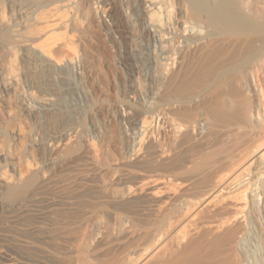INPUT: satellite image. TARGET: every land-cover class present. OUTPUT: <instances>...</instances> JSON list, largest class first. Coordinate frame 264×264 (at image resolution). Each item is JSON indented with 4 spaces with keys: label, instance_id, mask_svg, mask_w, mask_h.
<instances>
[{
    "label": "rangeland",
    "instance_id": "rangeland-1",
    "mask_svg": "<svg viewBox=\"0 0 264 264\" xmlns=\"http://www.w3.org/2000/svg\"><path fill=\"white\" fill-rule=\"evenodd\" d=\"M58 1L0 0V251L18 264H263L264 176L254 177L264 154V0H182L206 33L165 73L157 50L147 53L141 0H104L105 10L74 0L72 11ZM20 4L38 12L19 48L11 17ZM29 90L54 102L33 108ZM161 107L182 130L153 125L129 161V125ZM241 170L257 192L233 186ZM140 173L158 198H121ZM187 198L196 208L182 239L151 250Z\"/></svg>",
    "mask_w": 264,
    "mask_h": 264
},
{
    "label": "bare ground",
    "instance_id": "bare-ground-1",
    "mask_svg": "<svg viewBox=\"0 0 264 264\" xmlns=\"http://www.w3.org/2000/svg\"><path fill=\"white\" fill-rule=\"evenodd\" d=\"M59 1H58V4H54V6L58 5V7H62L63 9H65L67 11H72V6H73L72 4L74 3V0H61L60 3H59ZM93 2H94L93 4H96V6L102 10H103V8L105 10V7L107 6L106 5L107 3H105L104 0H93ZM141 5H142V10L144 12V15L146 16V19H145L146 28L152 36V43L150 45H148L149 49L147 50L148 51L147 53L150 54L151 52H153V51L155 52V50H157L158 62L162 66L163 72L165 73L171 66H173L177 62L180 50L188 44L189 39H191V38L195 39L196 38V40H200L201 38L204 37V35L206 33V29H205L206 27H204V25L200 21L198 22L196 20H193L192 18L188 17V15H186V9H185L186 5L183 3L182 0L181 1L180 0H141ZM15 8H16L15 13L11 17L12 32L14 33L15 37L17 36L19 38L18 44H16V46L18 45L17 47L20 48L22 46L28 45V42H29V41H27V38L25 39L23 37V35L25 34V33H23L24 32L23 29H24V27H26V24L29 22V21L27 22V20L31 17H33V19H35L38 11H36V13H33V11L30 10V8L24 7L21 4ZM34 12H35V10H34ZM29 20L31 21V19H29ZM17 37H16V39H17ZM123 58H124V56L121 55V59H122L121 63L124 62ZM130 75H131L130 77H132V75H133L132 72ZM27 93H28L27 96L29 98L28 103H31L33 108L35 107L38 109L40 106L41 107L46 106V105L52 104L54 102L55 95L51 92L45 93L42 95H34V93H32L29 90ZM134 95H135V91L132 89L126 93L125 97H134ZM149 98H151V97H149ZM76 103H78V102H76ZM121 109H122L121 113H122L123 118L124 119L128 118L130 113H131L128 106L121 108ZM148 115L147 116L149 117V120H147L145 114H143L141 116L140 120H138L136 123L130 124L128 129H127V135L129 137V145L127 148V159L129 161L136 159L140 154H142L144 137L146 135H148L149 130L153 125H154V127H156L159 130L162 129L164 131H168V133L170 135H172V137L177 135L183 128L180 123L175 122L174 119H172L168 115V112L166 111V107L157 108ZM189 126H191V125H189ZM190 128L193 130L194 126H192ZM76 129H77L76 126H72L68 130L64 131V134L62 135V137L64 139L69 140L73 136V134L75 133ZM202 132H203V129L200 125L199 131H198V135L200 138L202 137ZM261 133H263V132H261ZM62 137L58 138V139H54V138L50 139L49 138L48 145L51 148H54V149L57 148L58 145L60 144ZM258 137L262 138L264 136L261 137L258 135ZM152 139H155V137L152 136ZM254 139H255L254 141H256V142H254L252 139V141L254 142L253 144L259 142L258 141L259 139L257 140L255 137H254ZM249 141H250V139H249ZM252 141H250V142H252ZM258 144H257V148L258 147L260 148L261 147L260 145L262 143L259 144V146H258ZM251 146H252V144H251ZM252 147L254 148V145ZM254 149H256V148H254ZM254 149H253V151L252 150L251 151L254 152L255 151ZM255 153H257V152H255ZM156 154H158V156H163L165 154V151L161 145L157 146ZM250 154H251V152H250ZM247 157H248V155H247ZM256 157L259 158L258 167H257L258 171L256 169L254 171L255 173L257 171L256 176L254 175L255 173H253V174L250 173V174L252 175V177L255 176L254 179L256 177L257 178L262 177V179H263V176H264V154L260 153ZM232 165H233V163H232ZM240 172L242 174L240 173V175H239V173H238V175L241 177H239V179H237L236 182L234 181L235 184L233 186L241 188V186L245 187L246 185L249 184L248 180H250V178L248 179V175H247L248 173H246L247 171L242 172V170H241ZM118 175H119L118 172H114L113 179L117 180ZM144 177H145V174L140 173L138 175V178H140L142 180V181L140 180V184L138 186L124 190L120 194V197L121 198H130V197L135 196L136 194L142 193L145 195H151L153 199L158 198V196L156 195V193L153 189V186H154L153 181L144 180ZM252 177H251V179H252ZM42 178H43V180L47 179L45 172L43 173ZM188 179L190 180L191 178H188ZM186 181H187V179H186ZM219 183H220V180H219ZM216 184L217 183H215V187H216ZM215 187H213V188L215 189ZM248 188L251 190V192H254V193L257 192L256 191V184L254 183V181H253V183L250 182ZM209 189L211 190L212 188L210 187V188H208V190ZM212 190L208 191L207 194H204V195L209 196V194H210V192H212ZM204 195L202 194V196H204ZM210 196H211V194H210ZM187 199H185V202L181 203V205H180V213L178 216L179 218H176V216H174V218L176 220L172 221L171 223L169 221L168 223H170V224L169 225L167 224L166 228L163 227L164 229L160 233H158V236L156 234L157 240L159 241V243H162L161 248L160 247L158 248L156 246L151 247L149 245L151 247V250L153 249L156 252L157 249H159V250L163 249V247L167 245L166 244L167 241H168V243L172 242L173 240H176V243H177V241L178 242L180 241L181 237L178 235L179 234L181 235L182 227H184V222L186 221L185 219H186L187 215H190L189 212H191L194 208H196V203L191 202L189 199H188L189 201H186ZM197 199H199V198H197ZM200 200L204 201L206 199H205V197H203ZM200 200H198V201L200 202ZM205 202H203V203H205ZM28 206H29V204H25V203L18 205V207H28ZM197 207H199V206H197ZM178 211H179V209H178ZM125 229L128 230V228H126V227H125ZM99 233H100L99 231L96 233L95 238H97L99 236ZM174 237H175V239H173ZM176 237H177V239H176ZM178 237H180V238H178ZM169 240H171V241H169ZM149 246L147 248L150 249ZM158 246H160V245H158ZM138 249L140 251H143L145 248L143 250H141V248H138ZM149 249H148V251H150ZM164 249H165V247H164ZM166 249H165V251H166ZM1 251H0V264H4V262H2V260L6 261L7 264H18L19 263L11 254L5 253L3 251L1 252ZM140 251H137V254ZM140 253H139V255H141ZM150 253H153V251ZM151 255H153V254H151ZM257 257H261V256L258 255ZM135 258H137V257H135ZM261 262H264V260Z\"/></svg>",
    "mask_w": 264,
    "mask_h": 264
}]
</instances>
